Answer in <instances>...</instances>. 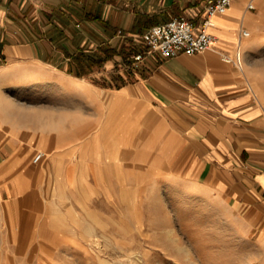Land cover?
<instances>
[{
	"label": "crops",
	"instance_id": "crops-1",
	"mask_svg": "<svg viewBox=\"0 0 264 264\" xmlns=\"http://www.w3.org/2000/svg\"><path fill=\"white\" fill-rule=\"evenodd\" d=\"M204 3L0 0V189L12 180L19 193L18 179L32 167L28 154L37 144L35 133L27 132V125L17 134L9 131L17 118L2 110V104H11L8 88L25 80L30 92H85L92 128L98 96L123 108L165 146L163 159L177 170L172 174L241 211L264 232V99L251 74L250 50L256 44L241 33L258 30L262 0H232L224 12L213 14L207 26L213 40L197 52L162 56L140 39L149 26L172 16L185 15L199 25ZM104 48L113 53L99 62ZM80 52L91 55L88 68L76 57ZM137 52L141 59L134 58ZM27 201L26 196L23 204Z\"/></svg>",
	"mask_w": 264,
	"mask_h": 264
},
{
	"label": "rangeland",
	"instance_id": "rangeland-1",
	"mask_svg": "<svg viewBox=\"0 0 264 264\" xmlns=\"http://www.w3.org/2000/svg\"><path fill=\"white\" fill-rule=\"evenodd\" d=\"M260 9L250 61L264 99V0ZM16 83L5 92L11 104H2L17 118L9 131L27 125L37 144L21 191L12 180L0 189V264H264L262 228L172 174L165 146L123 108L98 96L92 128L85 92Z\"/></svg>",
	"mask_w": 264,
	"mask_h": 264
},
{
	"label": "built area",
	"instance_id": "built-area-1",
	"mask_svg": "<svg viewBox=\"0 0 264 264\" xmlns=\"http://www.w3.org/2000/svg\"><path fill=\"white\" fill-rule=\"evenodd\" d=\"M232 0H205L204 17L199 25L185 15L172 16L163 22L149 26L141 35L140 39L148 44L151 49L157 50L162 56L175 55L180 51L193 53L207 48L213 40V34L207 30L212 23L211 16L226 10ZM253 7L252 2L247 4ZM243 35H248L247 29H242ZM143 54H134L136 60L141 59ZM235 61L241 63L240 49L237 48ZM41 152H37L34 159H38Z\"/></svg>",
	"mask_w": 264,
	"mask_h": 264
},
{
	"label": "trees",
	"instance_id": "trees-1",
	"mask_svg": "<svg viewBox=\"0 0 264 264\" xmlns=\"http://www.w3.org/2000/svg\"><path fill=\"white\" fill-rule=\"evenodd\" d=\"M73 35H75V32H72ZM142 34V33H141ZM113 53V51H109L107 48H104L100 51L99 55H98V61L101 62L102 60H104L108 55H111ZM76 57H79L81 59H83V68H88L90 66V62H91V55L88 53H83L80 52L79 54L76 55ZM78 58V59H79ZM86 64V65H85Z\"/></svg>",
	"mask_w": 264,
	"mask_h": 264
},
{
	"label": "bare ground",
	"instance_id": "bare-ground-1",
	"mask_svg": "<svg viewBox=\"0 0 264 264\" xmlns=\"http://www.w3.org/2000/svg\"><path fill=\"white\" fill-rule=\"evenodd\" d=\"M12 84H14V83H10V85H12ZM190 263H191V264H196V261H195L194 259H192V260L190 261Z\"/></svg>",
	"mask_w": 264,
	"mask_h": 264
}]
</instances>
